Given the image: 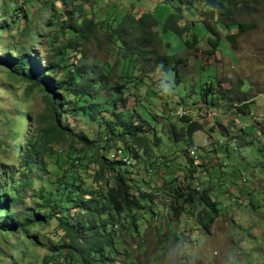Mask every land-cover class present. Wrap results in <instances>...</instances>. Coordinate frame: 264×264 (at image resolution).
Returning <instances> with one entry per match:
<instances>
[{
    "label": "trees",
    "instance_id": "1",
    "mask_svg": "<svg viewBox=\"0 0 264 264\" xmlns=\"http://www.w3.org/2000/svg\"><path fill=\"white\" fill-rule=\"evenodd\" d=\"M96 1L38 0L41 12L36 19L37 25L33 26L27 23L31 12L21 7L25 25L19 30L22 36H26V43L46 37L48 50L45 66L37 64L39 58H36L28 43L18 48L14 56H0V68L10 76H18L27 82L25 94L38 90L45 103L44 109L33 119L28 113L18 114V119L28 121L25 136L19 143L15 142L20 132L15 126L9 136L13 137L16 149L19 147L21 153L9 175L0 164V172L5 174V180L0 181V212L4 214V218H0V239L10 235L24 236V240L18 239L22 246L16 249L18 253L10 257L9 264H123L124 260H127V264H137V258L130 256L146 254V245L139 235L142 230L139 221L148 212L147 204H167L164 198L162 204L156 201V198L166 194L173 198L179 196L188 204L185 208L168 203L165 209H172L169 219L172 223H186L184 215L190 214L196 218L197 225L208 230L219 214L218 203L209 193L211 188H201L197 176H193L200 168L203 172L207 171L205 165L196 163L199 156L194 135L203 130L202 125L190 115L177 113L179 115L175 118L183 125L178 130L173 124L169 126L170 135L166 141H171L173 148L174 142L179 140H183L185 145L173 149L175 156L174 153L164 154L161 151L165 141L161 140L156 130L159 123L157 118L162 114L158 116V110L149 103L139 104L149 95L148 88H154V83L150 81V72L154 67H159L164 73L171 71L174 81L180 83L179 70L186 64V58L167 52L171 42L162 39L154 28L159 26L161 33L173 32L180 37L195 27L197 21L178 24L183 14L192 11V8L194 10V0H179L184 7L173 6V11L161 23L154 13L144 8L134 14L126 12L119 18L111 14L96 18L95 14H100L92 6ZM197 1L201 3L204 15L198 22L202 23L204 32L209 33H214V29L205 21V17L212 18L225 28L237 26L239 31H244L254 25L238 21L237 15L255 12L260 5H264V0ZM82 2L89 3L87 9L82 7ZM11 6L13 21L18 20L20 16L15 11L14 2ZM182 9H186L185 13H182ZM114 18L118 19L117 24H114ZM11 22L2 24L0 28L13 27ZM38 26L47 28L45 35ZM227 36L228 41H235L236 35ZM197 37V32L192 31L191 39H183L184 47L191 49L196 46ZM91 42L106 50L107 55L114 53L116 58L123 61L126 70L137 74L132 77L129 73L125 79L113 85L103 71V66L107 67L108 64L99 65L100 60H90L87 45ZM208 42L215 49L219 38L209 37ZM107 62L111 64L112 60L108 59ZM207 76L208 81L199 79L189 85L186 94L192 93L194 97L190 100L193 103L202 100L204 104H209V95L214 99L218 96L225 99L228 95L243 92L240 80L230 88L222 89L216 82L212 83L210 75ZM109 84L116 95L107 98L103 108L91 105L95 94L104 91ZM124 89H131L126 93L128 96H123ZM158 92L155 91L151 98H158ZM129 100L135 102L133 107L128 106ZM251 100H243L235 106L233 102L229 104V110L246 114ZM70 108H76L74 115L69 113ZM223 130L233 138L230 130L226 127ZM55 145L61 148L57 154ZM178 157L189 163L182 178L170 169L172 161L180 160ZM52 159L57 166L52 171L56 174L54 178L48 177L50 172L46 168V162ZM138 168L145 170L144 177L138 178ZM166 168L169 171L168 175L162 176V189L154 190L155 175L159 169L164 172ZM44 175L47 177H42ZM35 178H39L41 183L40 188L34 190L37 205L29 207V210H16L13 205L21 197L28 196L23 190L32 186ZM90 181L92 188L87 187ZM71 209L75 211L71 213ZM43 228H47L46 231ZM181 228L168 229L170 234L173 230L169 241L155 240L154 256L161 255L156 259H161L166 246H171L173 241L180 238L176 233ZM125 232L130 234L131 239L138 236L136 249L130 251L126 248ZM158 234L166 237L167 233L159 229ZM27 247L34 253L28 255L24 249ZM121 253L126 256L117 261ZM32 256L35 257L33 260L25 261V258Z\"/></svg>",
    "mask_w": 264,
    "mask_h": 264
},
{
    "label": "rangeland",
    "instance_id": "2",
    "mask_svg": "<svg viewBox=\"0 0 264 264\" xmlns=\"http://www.w3.org/2000/svg\"><path fill=\"white\" fill-rule=\"evenodd\" d=\"M13 2L15 11L20 16L14 21L12 14L14 11L11 8ZM194 3L196 6L194 10L192 8V11L188 10V13L183 14V19L179 20L178 24L184 25L186 22L197 21L195 23L197 30L193 26L178 37L173 32L161 33L159 26L154 28L158 35L160 33L162 39L171 42L172 45L169 51L167 47V52L186 58V64L179 70L180 83L177 84L174 81L171 71L164 73L159 67H154L150 72V81L154 83L156 90L149 87L147 92L149 95L139 104L149 103L151 107L158 110L156 112L158 116L162 114L157 118L159 123L156 125L158 135L162 141H165L161 153L172 155L174 148L183 147V140L174 142V148L171 141H166L170 135L169 126L173 124L178 130L183 125V122L175 118L177 115H190L196 123L202 125L203 130L195 132L194 135L199 156L196 163L205 165L207 171L203 172L200 168L193 173V176H197L201 188H211L208 190L210 196L218 203L219 214L214 218L208 230L197 225L196 218L190 214L184 215L186 223L184 221L172 223L169 221L172 209L168 208V211L165 209L168 203L171 202L172 205L178 207L183 205L185 208L188 204L179 196L173 198L168 197V194L162 195L156 198V201L162 204L164 198L167 204L164 206H158L155 202L147 204L148 212L143 214L139 221V226L142 228L139 235L146 245V254L140 256L132 254L130 257L137 258V264L141 262L145 264H264V5H260L255 12L237 15L238 21L254 25L244 31H239L237 26L225 28L215 23L212 18L205 17V21L214 29V33H209L204 32L202 23L198 22L204 17L201 12V3L197 0H194ZM82 4L84 9L89 6L88 2H82ZM23 6L29 13L31 12L27 23L31 26L37 25L36 19L41 12L38 8V0H24V2L23 0H0V26L11 20L13 25V27L10 26L11 28H0V56L4 54L14 56L18 48L28 43L36 58H39L37 64L44 67L48 50L46 37L35 38L26 43V36H22L19 30V27L25 25V18L21 17ZM92 6L97 13H100L95 14L96 18H104L109 14L113 17L118 15L116 17L119 18L126 12L134 14L144 8L154 13L161 23L165 16L173 11V6L183 8L184 4H180L179 0H97ZM185 11L186 9H182V13ZM117 23L118 19L114 18V24ZM38 27L45 35L47 28ZM192 31L197 32V44L187 49L184 47L183 39H191ZM231 34L236 35L234 42L228 41L227 35ZM209 37L219 38V44L215 49L209 44ZM87 49L90 60H100L99 65L108 64L107 67L103 66V71L107 73L106 78L113 85L125 79L129 73L132 77L137 74L126 70V66L122 65V60L116 58L114 53L109 52L107 55L106 50L98 48L95 42L88 44ZM34 59L35 56H33ZM108 59L112 60L111 64L107 62ZM130 65L131 62L129 67ZM207 75H210L212 83L216 82L222 89L230 88L240 80L243 83V92H238L235 96L228 95L225 97L226 100L221 96L214 99L209 95L207 103L210 106L204 104L202 100H198V104L193 103L190 99L194 96L192 93L186 94L187 89L199 79L208 81L209 76ZM26 86V81L18 76H10L0 68V164L3 165V170L7 175L11 173L13 163L18 160L17 157L21 153L19 147L16 149L17 145L14 144L13 137L9 134L14 132L13 126L19 129V136L15 140L19 143L28 128V121L18 119V114L28 113L33 119L45 107L42 94L38 90L25 94ZM112 87L109 84L104 91L95 94L91 105L103 108L107 98L116 95ZM157 90L159 91L158 98L152 99V94ZM128 91L131 92V89ZM128 91L124 89L123 96ZM243 100H251L249 111L246 114L236 113L233 109L229 110V104L235 102V106ZM118 102L120 104L121 101ZM134 103L129 100L128 106L133 107ZM75 110L76 108H70L69 113L74 115ZM148 120L151 121V118L148 117ZM223 127L230 130L233 138L224 132ZM54 150L56 154L60 152V145H55ZM177 154L184 157L180 152ZM54 159L46 162L47 171L50 172L48 177L51 178L56 175L52 173L57 168ZM179 159L172 161L170 169L175 170V174L182 178L189 168V163L185 159ZM168 171V168L164 172L158 170L154 177L153 187L156 186L154 190L162 189V176L168 175ZM143 175H146L145 170L138 168V178ZM42 177H47V175ZM4 180L5 174L0 172V181ZM39 180L35 178L33 185L23 190V193L25 191L28 196L21 197L20 201L13 205L16 210H29V207L37 205L34 190L40 188ZM195 184L197 186V183ZM87 187H93L92 181L87 183ZM74 211L75 209H71V213ZM194 212L196 214L197 210ZM0 213V218H4L2 211ZM168 224H171L170 227ZM180 226L182 228L177 229L178 233H176L180 238L173 241L171 246H166L161 259H156L161 255L154 256L156 254L155 240L160 238L162 242L167 239L169 241L173 230L170 234L168 229L180 228ZM46 229L43 228V231ZM159 229L167 233L166 237L158 234ZM183 229L186 231L180 232ZM124 234L126 248L130 251L136 249L138 236L131 239L130 234L126 232ZM19 238L24 240V236L13 235L0 239V264H9L10 257L18 253L16 249L22 246L21 243L19 244ZM24 249L27 250L28 255L33 252L30 247ZM125 256L123 253L119 254L117 261ZM34 258L33 256L25 258V261ZM124 261L123 264H127V260Z\"/></svg>",
    "mask_w": 264,
    "mask_h": 264
},
{
    "label": "clouds",
    "instance_id": "3",
    "mask_svg": "<svg viewBox=\"0 0 264 264\" xmlns=\"http://www.w3.org/2000/svg\"><path fill=\"white\" fill-rule=\"evenodd\" d=\"M177 113H179V111H177Z\"/></svg>",
    "mask_w": 264,
    "mask_h": 264
}]
</instances>
